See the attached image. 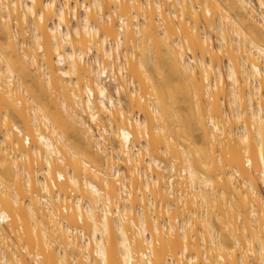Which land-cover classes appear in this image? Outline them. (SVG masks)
Returning a JSON list of instances; mask_svg holds the SVG:
<instances>
[{"label":"clouds","instance_id":"clouds-1","mask_svg":"<svg viewBox=\"0 0 264 264\" xmlns=\"http://www.w3.org/2000/svg\"><path fill=\"white\" fill-rule=\"evenodd\" d=\"M0 264H264V0H0Z\"/></svg>","mask_w":264,"mask_h":264}]
</instances>
